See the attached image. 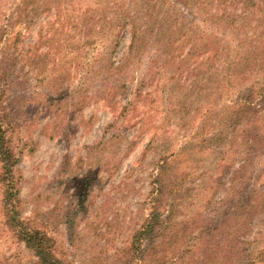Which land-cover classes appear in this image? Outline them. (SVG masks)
Here are the masks:
<instances>
[{"label": "rangeland", "instance_id": "374dc122", "mask_svg": "<svg viewBox=\"0 0 264 264\" xmlns=\"http://www.w3.org/2000/svg\"><path fill=\"white\" fill-rule=\"evenodd\" d=\"M65 1L55 0L47 12L38 7L39 0H0V120L16 159L19 219L50 237L53 255L67 264H222L219 251L224 237L240 226L233 203L242 206L259 199V212L245 236L249 241L260 229L255 224L264 222V194H256L264 188V144L242 142L226 152L222 145L233 141L227 138L221 145L211 141L210 150L202 149L228 101L246 93L257 78L242 81L233 93L223 92L207 103L206 91L200 87L194 95L167 67L158 73L155 93L126 115L122 107L133 100L136 90L151 94L152 86L139 87L138 81L150 79L144 70L153 55L152 39L145 36L143 54L125 67L129 81L125 89L114 90L118 77L111 71L105 77L100 63L83 75L81 62L92 60L96 51L92 53L89 45L79 61L81 10L76 5L63 10ZM129 29L130 24L114 48L103 43L114 52L108 58L113 65L128 52ZM203 34L221 39L220 34ZM96 47L102 50V44ZM170 82H178V88L169 89ZM205 104H210L207 112ZM246 124L237 125L239 133L245 130L244 137L264 133L252 135ZM221 158L230 165L222 175L216 170ZM174 176L185 180L178 194L169 196L177 207L165 206L168 212H163L161 228L162 237L172 232L178 242L166 249L171 252L161 253L160 231L151 251L126 256L133 234L148 219L153 189ZM219 176L221 186L213 191ZM34 263L5 226L0 203V264Z\"/></svg>", "mask_w": 264, "mask_h": 264}, {"label": "trees", "instance_id": "16d2710c", "mask_svg": "<svg viewBox=\"0 0 264 264\" xmlns=\"http://www.w3.org/2000/svg\"><path fill=\"white\" fill-rule=\"evenodd\" d=\"M20 1L25 3L27 0ZM39 1L37 0L38 7L47 12L53 8L50 4L55 3V0ZM74 5L81 10L80 22H77L80 46L77 49L81 50L78 55L79 61H82L86 55L85 50L89 45L92 53L96 51L92 60L88 58L81 62L83 75H89L87 73L89 69L94 70L100 63L103 68L99 67V70L105 72V77L108 71L113 72L112 76L118 77L113 81L114 90L125 89L129 82L125 79V67L133 65V59L137 62L136 58L139 59L143 54L141 48L145 36L148 35L152 39L150 45L154 47L153 55L147 59L144 70V75L149 74L150 79L138 81L139 87L149 89L152 86L149 89L151 94L136 90L131 96L133 100L122 107L123 113L131 115L139 101H145L155 93L159 80L158 73L166 72L167 67L174 69L179 79L187 83L188 91L194 95L199 94L200 87L206 91L207 103L214 102L223 92L227 93L231 90L233 93L232 90L237 88L240 82L253 81L257 78L248 86L246 93L228 101L229 105L223 108L224 112L217 119L215 127L210 130L209 134L212 137L206 141L208 146L203 147L202 151L210 150L211 141L213 145H221L227 138H233V141L231 145L227 143L222 145L225 146L226 152H229L232 146L242 145V142H245L244 145L257 147L264 144V133L258 137L255 135L256 132L264 131V57H262L264 56V0H87L85 2L66 0L63 10L73 8ZM128 24H130L128 52L121 55L113 65L108 58L110 59L114 52L112 50L108 52L103 48L105 47L103 43H109L114 48L118 37ZM198 27L201 28L199 33ZM153 28L156 29V33L152 35ZM207 31L210 36L212 33L220 34V41L203 34ZM96 44L98 47L102 44L101 51ZM185 48L187 50L183 52ZM104 57L106 61H102ZM155 75H157L156 80ZM173 87L178 88V82L174 85L170 82L168 88ZM83 102L84 99L81 98L79 105H83ZM256 105L260 107L255 109ZM209 107L210 104H205L204 111L207 112ZM242 121L248 124L247 131L255 135L251 139L249 136H243L245 130L239 133L237 125ZM137 124L139 129L143 126L142 117ZM6 131L7 127L3 128L0 120V203L4 224L34 257V264H67L53 255V242L50 237L42 231L27 228L19 219L17 183L13 177L16 159L6 141ZM204 141L202 140L201 143L204 144ZM229 167L226 159L221 158L216 170L220 169L222 175ZM184 180L185 176L181 178L174 176L173 180L158 182L157 187L153 189L155 196L151 199L148 219L133 234L130 247L124 252L126 256L132 258L130 255L132 251L133 253L151 251L154 248L153 241L157 240L159 232L162 233L161 237L164 235L161 226L163 212H168L165 206L171 210L177 207L176 203H172L175 199L169 196L178 194L181 190L180 184ZM219 186H221L220 176L211 189L216 191ZM256 194L258 196L264 194V188ZM168 198L171 200L168 201ZM259 205V199L256 198L242 206L237 202L233 203V214L240 220V226L235 228L233 234L224 237L219 251L222 264H228L233 259H235L233 264L264 263V222L258 221L255 224L256 227L260 226V229L251 241L245 237L250 226L253 225L252 218L259 212ZM167 233L158 242L161 253L167 252L166 249L171 244H173L172 248L178 242L176 235L172 232ZM252 243L255 244L254 247H250ZM170 249L168 252L172 251ZM216 253L210 251L211 256H215ZM119 259L121 256L117 257V261ZM128 262H132V259Z\"/></svg>", "mask_w": 264, "mask_h": 264}]
</instances>
